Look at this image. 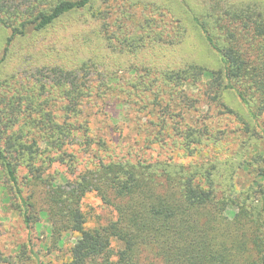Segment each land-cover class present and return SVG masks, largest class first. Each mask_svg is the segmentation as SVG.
Here are the masks:
<instances>
[{"label":"trees","instance_id":"obj_1","mask_svg":"<svg viewBox=\"0 0 264 264\" xmlns=\"http://www.w3.org/2000/svg\"><path fill=\"white\" fill-rule=\"evenodd\" d=\"M105 2L0 0V67L16 42L56 25L83 34L78 59L37 68L32 85L17 73L0 85L4 202L30 235L44 222L53 243L69 235L66 264H264V171L247 205L220 193L213 168L193 161L210 137L211 109L235 116L227 90L259 122L264 143V8L205 2L192 21L220 68L183 52L158 68L138 60L150 33L129 39ZM178 25L150 31L152 44L181 51L189 33ZM91 193L108 212L94 227L82 208ZM0 264L16 263L0 254Z\"/></svg>","mask_w":264,"mask_h":264},{"label":"rangeland","instance_id":"obj_2","mask_svg":"<svg viewBox=\"0 0 264 264\" xmlns=\"http://www.w3.org/2000/svg\"><path fill=\"white\" fill-rule=\"evenodd\" d=\"M214 1L217 2V0H107L101 5V9L109 6L108 13L118 30L127 33L129 39L130 37L136 39L143 29L144 36L150 33V38L144 40L148 48L143 49L138 60L146 64L156 63L157 67L161 68V64L167 63L169 58L171 60L178 58L177 55L183 52V55L195 59L197 64L218 69L221 66L219 58L208 48L192 21L194 13L204 10L205 2ZM227 1L236 4L256 3L264 8V0ZM155 18L158 20L155 23L150 22L148 26L146 21ZM179 22L189 33L181 51L164 48L161 43L152 44L151 37L154 36L150 31L153 33L167 31L175 25L179 26ZM146 24L151 29L147 28ZM6 36L7 32L0 28V48ZM82 42L83 34L79 26L63 29L59 25L41 35L16 42L7 61L0 67V85L3 80L16 73V78L20 82L25 80V77L30 80V83L23 84L24 86L32 85L37 68L51 66L68 58L78 59ZM138 43L142 45L143 39ZM36 86L37 91L43 90L39 83ZM31 90L35 89L32 87ZM222 97L226 106L235 112V116L218 115V110L211 109L210 137L204 139L198 147L199 152L193 156L195 159L193 161L206 162V167L213 168L212 176L216 179L220 193L223 191L226 197H231L239 203L255 204L257 194L254 191L260 189L257 185L260 177L258 174L264 171V143L258 137L259 122L249 115L247 108L233 91H224ZM180 159L187 161L183 157ZM79 161H82V158ZM57 169L67 173L66 167L59 166ZM11 207L4 202V195L0 194L1 256L8 257L11 263L15 261L16 264H66L72 238L67 235L63 244L53 243L48 235L47 222H44L41 233L36 231L30 235L18 212ZM82 208L87 214L88 227H94L100 222L105 223L108 212L95 194H88L83 199ZM112 248L118 250L120 244L113 241Z\"/></svg>","mask_w":264,"mask_h":264}]
</instances>
